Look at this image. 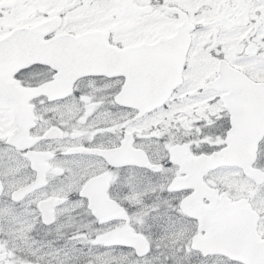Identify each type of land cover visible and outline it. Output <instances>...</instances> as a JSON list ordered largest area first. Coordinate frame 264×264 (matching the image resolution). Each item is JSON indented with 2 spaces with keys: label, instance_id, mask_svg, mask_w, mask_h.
I'll list each match as a JSON object with an SVG mask.
<instances>
[{
  "label": "snow or ice",
  "instance_id": "1",
  "mask_svg": "<svg viewBox=\"0 0 264 264\" xmlns=\"http://www.w3.org/2000/svg\"><path fill=\"white\" fill-rule=\"evenodd\" d=\"M0 264H264V0H0Z\"/></svg>",
  "mask_w": 264,
  "mask_h": 264
}]
</instances>
